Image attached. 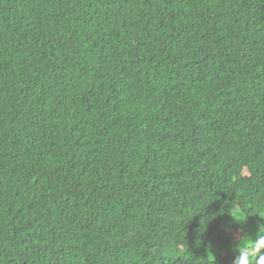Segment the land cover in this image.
Listing matches in <instances>:
<instances>
[{
	"label": "trees",
	"instance_id": "1",
	"mask_svg": "<svg viewBox=\"0 0 264 264\" xmlns=\"http://www.w3.org/2000/svg\"><path fill=\"white\" fill-rule=\"evenodd\" d=\"M261 225L264 0H0V264H232Z\"/></svg>",
	"mask_w": 264,
	"mask_h": 264
},
{
	"label": "clouds",
	"instance_id": "2",
	"mask_svg": "<svg viewBox=\"0 0 264 264\" xmlns=\"http://www.w3.org/2000/svg\"><path fill=\"white\" fill-rule=\"evenodd\" d=\"M177 148L179 145L176 146ZM243 174L247 175L248 173L245 171ZM236 248L238 254L235 255L232 264H264V253L261 252L264 249V225L259 227L255 239L247 240L243 246L237 244Z\"/></svg>",
	"mask_w": 264,
	"mask_h": 264
},
{
	"label": "bare ground",
	"instance_id": "3",
	"mask_svg": "<svg viewBox=\"0 0 264 264\" xmlns=\"http://www.w3.org/2000/svg\"><path fill=\"white\" fill-rule=\"evenodd\" d=\"M48 63V62H47ZM51 63H54V62H51Z\"/></svg>",
	"mask_w": 264,
	"mask_h": 264
}]
</instances>
